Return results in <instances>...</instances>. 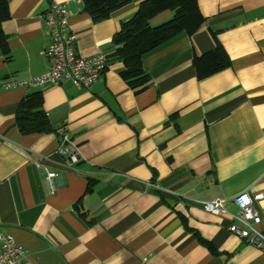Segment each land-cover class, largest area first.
Returning a JSON list of instances; mask_svg holds the SVG:
<instances>
[{
    "label": "crops",
    "instance_id": "1",
    "mask_svg": "<svg viewBox=\"0 0 264 264\" xmlns=\"http://www.w3.org/2000/svg\"><path fill=\"white\" fill-rule=\"evenodd\" d=\"M52 1L70 4L82 55L112 56L115 35L144 0L100 22L78 11L82 0H8L0 87L46 73L41 16ZM198 2L205 23L144 59L151 82L140 91L111 60L92 90L64 83L0 92V232L24 248L27 264H264V252L229 232L232 199L264 194V0ZM218 45L230 67L199 79L194 59ZM36 93L54 130L24 135L16 113ZM62 134L77 165L57 153ZM35 162L60 173L56 194ZM216 199L228 201L229 214L203 209ZM256 208L264 235V199Z\"/></svg>",
    "mask_w": 264,
    "mask_h": 264
},
{
    "label": "trees",
    "instance_id": "2",
    "mask_svg": "<svg viewBox=\"0 0 264 264\" xmlns=\"http://www.w3.org/2000/svg\"><path fill=\"white\" fill-rule=\"evenodd\" d=\"M133 0H82L83 11L91 15L95 22L111 17L117 10L129 5ZM171 11L174 16L167 22L153 26L152 20L160 14ZM10 19L8 0H0V49L9 57L8 37L3 24ZM206 19L202 15L198 0H144L135 16L123 24L115 35V49L111 60H119L125 65L122 78L134 91L144 89L151 76L145 71L144 59L181 35L193 36L203 26ZM216 37V36H215ZM197 77L201 80L221 72L231 65V60L221 45L215 51L194 59ZM17 125L24 135L47 134L54 130L43 110L41 93L26 97L16 113ZM89 185V191L93 187Z\"/></svg>",
    "mask_w": 264,
    "mask_h": 264
},
{
    "label": "built area",
    "instance_id": "3",
    "mask_svg": "<svg viewBox=\"0 0 264 264\" xmlns=\"http://www.w3.org/2000/svg\"><path fill=\"white\" fill-rule=\"evenodd\" d=\"M73 15L69 3L51 2L48 12L41 16L49 38L48 44L41 51V55L48 61L46 73L24 81L5 83L0 87V92L15 88L59 87L64 83H72L79 90H92L99 83L110 66V56L103 52L85 56L78 51L77 36L70 25V18ZM57 153L68 162V166L79 163V155L68 134H62L61 146ZM35 164L39 170L44 172L51 194H56L58 190L56 180L60 177V173L43 167L41 162H35ZM148 186L161 191L160 187L153 183H149ZM263 199V193L248 192L233 198L232 203L237 211L233 215L229 228L231 234L262 252H264V235L259 227L263 219L256 208V203ZM227 203L226 199H216L203 202L202 206L205 211L220 216L229 214ZM0 264H27L24 248L12 236L1 232Z\"/></svg>",
    "mask_w": 264,
    "mask_h": 264
}]
</instances>
